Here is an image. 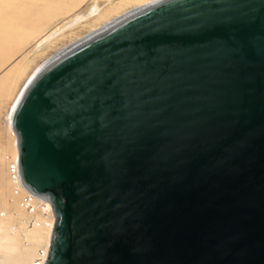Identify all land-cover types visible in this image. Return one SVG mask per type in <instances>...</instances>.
Masks as SVG:
<instances>
[{
    "label": "water",
    "instance_id": "obj_1",
    "mask_svg": "<svg viewBox=\"0 0 264 264\" xmlns=\"http://www.w3.org/2000/svg\"><path fill=\"white\" fill-rule=\"evenodd\" d=\"M44 264H264V0H159L12 110Z\"/></svg>",
    "mask_w": 264,
    "mask_h": 264
},
{
    "label": "rangeland",
    "instance_id": "obj_2",
    "mask_svg": "<svg viewBox=\"0 0 264 264\" xmlns=\"http://www.w3.org/2000/svg\"><path fill=\"white\" fill-rule=\"evenodd\" d=\"M87 0H0V28L10 33V41L0 46V264H11L22 257L25 252L28 258L21 264H29L37 251L44 248V241L34 243L32 234L38 230L27 225L28 214L22 210L13 193V185L8 174V158L14 155V136L8 128L7 106L13 97L25 85L30 74L39 65L56 55L63 47L69 46L94 28L110 18L130 10L135 6L134 0H114L113 4L102 12L67 31L58 40L39 54L28 58L20 67L13 87L9 77H4L7 69L15 64V58L28 47L29 42L42 35L51 23L65 17L85 5ZM112 6V7H111ZM80 7V8H81ZM22 36L20 39L19 37ZM30 39V40H29ZM19 42L21 44H19ZM70 43V44H69ZM67 45V46H66ZM55 54V55H54ZM16 58V59H17ZM45 59V60H44ZM42 61V62H41ZM10 94H12L10 96ZM7 163V164H6ZM29 228V229H28ZM12 229V230H11ZM43 233V231H40Z\"/></svg>",
    "mask_w": 264,
    "mask_h": 264
},
{
    "label": "bare ground",
    "instance_id": "obj_3",
    "mask_svg": "<svg viewBox=\"0 0 264 264\" xmlns=\"http://www.w3.org/2000/svg\"><path fill=\"white\" fill-rule=\"evenodd\" d=\"M113 1L114 0H87L85 5L83 6V3H82V7L80 6L81 8L79 7V9L77 11H75L74 13H72L70 15H66L65 17H62V18H58L53 23H51L42 35H40V36L37 35L36 38L32 39L29 42V45L26 49H24L23 51L19 50V51H21V53L19 54L18 58L16 57L17 59L16 58L14 59L15 64H13L10 68H8L6 74L4 75V77H6V78L9 77V79L11 81L10 87H13V85L15 84L14 83L16 81L15 74H17L20 67L23 66V64L25 63V61L28 58L39 54L41 51H43L44 49L49 47L51 44H53L56 40H58L67 31L74 29L76 26L80 25L81 23L88 21L89 19L96 17V16L100 17L102 15V12L105 11L106 9H108V7L113 4ZM134 1H135V6L132 9L122 12L112 19L110 18L109 20H107L106 22L101 24L100 26L94 28L92 31L90 30V33L87 36H83L82 38H79L77 41H74L71 44L69 43L70 44L69 46L66 45L67 47H63V49L60 50L59 52H57L56 55L54 54L55 56L50 57L42 65H39L37 67L38 69L35 72H33V74H30V76H28L25 85L30 80H32L35 77V75H37V73L39 71H41L43 68H45L51 62H53L59 56L63 55L64 53H66L67 51H69L70 49H72L73 47L78 45L79 43H81V42L89 39L90 37L108 29L109 27H111L115 23L119 22L123 18H126L129 15H132L133 13H136L140 9H142L146 6H149V5L155 3L159 0H134ZM21 37L22 36H20L19 39ZM10 38H11L10 33L6 32V30H2L0 28V46L5 44ZM19 44H21V43L19 42ZM2 66H0V68ZM25 85H23L19 89L18 93L13 97L12 102L10 103V106H7L8 128L10 129L11 133L14 136L15 152H14V155H12V158H17L18 154H19L18 147H17V136H16V133L14 132V130L12 128V118H13L12 117V110H13L15 103L21 97V94L24 90ZM11 95L12 94H10V96ZM0 101L3 104L7 103L6 101H3L1 99H0ZM15 197L17 198V200L19 199V197H17V196H15ZM47 202L51 206V203L49 201H47ZM18 204L20 205L19 200H18ZM19 207H21V206H19ZM22 210H23V208H22ZM54 220H55V218H52V225L54 223ZM52 225L49 227H47V226H44V227L29 226V228H31V229H43V230H38L35 234H32V240L34 243L44 241V244H45L44 248H40L37 251L36 256L34 257V259L29 264H44L45 263V261L48 257L49 247H50L51 238H52V231H53ZM40 231H43V233ZM28 256H29V253L25 252L22 257L18 258L15 262H13L11 264H21V262L24 259L26 260V258H28Z\"/></svg>",
    "mask_w": 264,
    "mask_h": 264
},
{
    "label": "built area",
    "instance_id": "obj_4",
    "mask_svg": "<svg viewBox=\"0 0 264 264\" xmlns=\"http://www.w3.org/2000/svg\"><path fill=\"white\" fill-rule=\"evenodd\" d=\"M8 173L13 184V193L19 197L21 208L28 214L27 225L33 227H44L52 225V218H55L53 228L55 225L56 217L53 206L41 197L35 195L26 189L21 180L19 158H8ZM52 228V229H53Z\"/></svg>",
    "mask_w": 264,
    "mask_h": 264
}]
</instances>
